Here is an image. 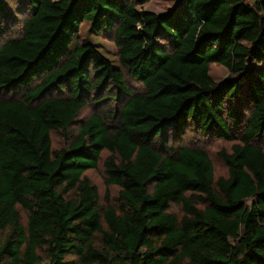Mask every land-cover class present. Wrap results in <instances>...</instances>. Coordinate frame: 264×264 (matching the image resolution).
I'll use <instances>...</instances> for the list:
<instances>
[{"label": "trees", "instance_id": "trees-1", "mask_svg": "<svg viewBox=\"0 0 264 264\" xmlns=\"http://www.w3.org/2000/svg\"><path fill=\"white\" fill-rule=\"evenodd\" d=\"M18 2L21 34L2 41L14 22L0 0V264H264V0ZM84 21L113 29L119 67L75 40ZM110 89L122 105L68 132ZM189 127L236 141L227 177L204 149L170 145ZM102 151L114 205L85 175Z\"/></svg>", "mask_w": 264, "mask_h": 264}, {"label": "rangeland", "instance_id": "rangeland-1", "mask_svg": "<svg viewBox=\"0 0 264 264\" xmlns=\"http://www.w3.org/2000/svg\"><path fill=\"white\" fill-rule=\"evenodd\" d=\"M179 0H146L142 5L143 8L154 10L156 12L161 11H170L174 6H176ZM7 7L12 14L13 24H11L6 31L1 35L3 38L2 41H5L10 38H15L21 34V22L24 20L28 14L27 9L21 5L18 0H7ZM78 43L91 44L103 57L110 61L113 65L119 67L117 48L114 44V31L113 29L106 32L102 30L97 32L91 25L90 22L84 21L80 24L78 34L75 38ZM122 74L128 88L132 92H141V84L130 78L126 73V70L122 69ZM209 74L211 79L215 83H222L229 77H231L229 71L220 64H210ZM99 92V93H97ZM117 91L110 89L108 92L94 91L90 93L87 97V104L81 109L78 116L73 121L72 125L68 128V132L79 129V127L89 118V116L96 112H101L104 108H108L110 111L117 110L118 106L124 102V97L121 100H117L116 94ZM109 94V95H107ZM108 97V98H107ZM102 99V101H98ZM111 122L110 124H112ZM51 143L53 148H60L63 145V139L61 135L56 131L50 132ZM236 141H226L223 139L213 138L202 134L201 132L193 129L187 128L181 137V139L173 143L170 142V145H192L204 149L212 163L214 180L219 177H227L228 167L224 162L220 152L229 153L231 150V145ZM260 146L264 149V139L259 142ZM108 156V152L102 151L101 157L97 163V166L93 169H88L85 172V175L91 180V182L96 186L99 198V205L105 206L106 203L115 204L118 197L119 188L117 185L106 183V174L104 161ZM190 193H187L189 195ZM107 197V199H106ZM107 200V201H106ZM171 210L177 214H181L180 206L176 204L171 205ZM21 220L23 224L26 222V216L22 210H20ZM3 235L0 236V238ZM74 256H68L67 260H74Z\"/></svg>", "mask_w": 264, "mask_h": 264}, {"label": "water", "instance_id": "water-1", "mask_svg": "<svg viewBox=\"0 0 264 264\" xmlns=\"http://www.w3.org/2000/svg\"><path fill=\"white\" fill-rule=\"evenodd\" d=\"M179 2H180V0L177 2L176 6H174V8L177 7V5L179 4ZM172 9H173V8H172ZM222 83H223V82H222ZM222 83H221V84H222Z\"/></svg>", "mask_w": 264, "mask_h": 264}]
</instances>
